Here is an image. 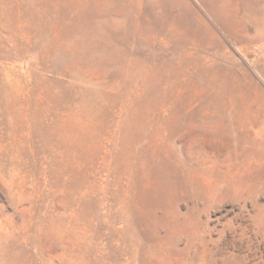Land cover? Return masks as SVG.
I'll return each instance as SVG.
<instances>
[{"label":"rangeland","instance_id":"obj_1","mask_svg":"<svg viewBox=\"0 0 264 264\" xmlns=\"http://www.w3.org/2000/svg\"><path fill=\"white\" fill-rule=\"evenodd\" d=\"M0 264H264V0H0Z\"/></svg>","mask_w":264,"mask_h":264}]
</instances>
